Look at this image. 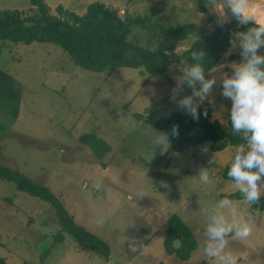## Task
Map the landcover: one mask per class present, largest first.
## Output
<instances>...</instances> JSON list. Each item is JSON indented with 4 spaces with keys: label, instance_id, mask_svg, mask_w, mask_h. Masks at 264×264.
<instances>
[{
    "label": "rangeland",
    "instance_id": "374dc122",
    "mask_svg": "<svg viewBox=\"0 0 264 264\" xmlns=\"http://www.w3.org/2000/svg\"><path fill=\"white\" fill-rule=\"evenodd\" d=\"M43 1L55 14L62 5L83 15L90 3L99 1L121 16L153 14L160 23H195L205 33L213 32L209 25L214 15L201 12L197 0ZM2 9H19L23 17L36 11L30 0H0ZM225 27L243 31L234 21ZM129 38L150 48L163 39L138 25ZM194 40L188 36L162 42L177 56ZM237 57L228 61L238 63ZM221 64L226 67L221 59L205 77L217 80L211 93L212 121L225 130L231 101L220 95L221 73L226 72ZM0 67L15 77L21 90L18 117L1 132L0 165L48 186L77 224L110 246L106 258L65 233L62 242L52 243L46 251L60 229L55 208L22 191L14 181L0 178V256L8 264H206L196 249L186 261L166 252L167 219L177 214L197 239L195 229L204 223L200 209L222 194L236 192L231 181L219 174L231 162L235 146L214 151L207 140L175 151L169 139L168 147L154 151L152 131H162L135 116L163 118L182 111L169 99L176 83L173 76L181 74L177 57L159 75L133 67L95 72L77 65L53 42L0 40ZM190 91L184 87L180 95ZM6 121L7 115L0 112V125ZM205 147L207 151H202ZM207 167L212 168L210 180L201 185L196 175ZM234 201L251 218L254 229L246 240L229 239L228 247L247 255L245 264H264V211L252 212L242 199ZM129 240L142 243L140 255L129 252Z\"/></svg>",
    "mask_w": 264,
    "mask_h": 264
},
{
    "label": "trees",
    "instance_id": "16d2710c",
    "mask_svg": "<svg viewBox=\"0 0 264 264\" xmlns=\"http://www.w3.org/2000/svg\"><path fill=\"white\" fill-rule=\"evenodd\" d=\"M30 1L36 7L32 15L23 17V12L19 9L0 10V40L14 43L53 42L69 52L77 65L95 72L133 67L142 68L151 75H159L168 70L174 56L180 61L186 59L191 48L203 51L202 63L207 72L222 59L227 49L229 27L216 28L207 34L195 23L164 24L156 21L153 14L121 16L99 1L90 3L83 15L66 10L62 5H58V13L55 14L43 0ZM197 4L201 12H208L204 0H197ZM135 25L155 32L163 39L183 40L193 36L195 40L189 48L176 56V53L165 48L163 39L152 48L130 39ZM229 58L233 60L236 55ZM225 70L230 72L227 66ZM20 103L21 90L15 77L0 67V112L8 117V121L0 125V137L1 132L18 117ZM205 109L207 115H201L195 121L182 111H174L163 118H153L143 113H136L135 116L139 121H144L162 132H169L171 150L175 151L195 148L207 140L211 141L210 148L214 151L226 146H236L241 142L232 134L230 121L225 130H222L212 121V106L205 103L200 111ZM173 125L179 128V134L175 137L170 134ZM229 164L219 170L220 176L226 179H229L226 176ZM0 178L14 181L22 191L45 200L55 208L60 229L52 235L53 243L62 242L67 233L81 247L106 258L109 256L108 242L77 224L73 215L48 186L9 166L0 165ZM223 195H228L233 200L242 199L238 191L222 194L221 197ZM250 207L252 212L264 211V197H261L258 204ZM196 241L192 228L180 216L173 214L168 217L167 235L164 238V247L168 254L186 261L196 249ZM0 264H8L2 256Z\"/></svg>",
    "mask_w": 264,
    "mask_h": 264
},
{
    "label": "clouds",
    "instance_id": "9594fccd",
    "mask_svg": "<svg viewBox=\"0 0 264 264\" xmlns=\"http://www.w3.org/2000/svg\"><path fill=\"white\" fill-rule=\"evenodd\" d=\"M205 8L214 15L209 31L223 29L233 21L237 27L245 28L229 32L222 59L230 72L221 73L220 95L231 101L228 109L231 132L241 141L231 154L226 176L244 202L256 205L264 197V18L261 16L264 5L258 6L255 0H205ZM234 53L240 58L238 63L228 61ZM203 56V51L189 50L187 58L181 61V74L173 76L176 83L169 97L194 121L207 115L206 109L200 111L202 105L215 104L211 93L217 80L215 77L206 79ZM184 87L191 90L190 94L180 95ZM152 133L154 151L158 147L162 150L165 145L168 147L169 132ZM170 134L172 137L179 134L177 125L172 126ZM209 163H216V160ZM211 170L208 167L199 169L196 177L201 185L209 183ZM200 211L204 223L195 229L196 251L206 264H245L248 256L234 253L228 244L229 239L246 240L251 236L254 229L251 218L228 195ZM128 250L140 255L144 247L136 240H129Z\"/></svg>",
    "mask_w": 264,
    "mask_h": 264
},
{
    "label": "crops",
    "instance_id": "0c3cea01",
    "mask_svg": "<svg viewBox=\"0 0 264 264\" xmlns=\"http://www.w3.org/2000/svg\"><path fill=\"white\" fill-rule=\"evenodd\" d=\"M255 3H257V5L259 6V5H264V0H255ZM261 16H262V18H264V11H262L261 12ZM237 27V26H236ZM239 29H241V30H245V28L244 27H239ZM238 55H236V57H237ZM238 58V57H237Z\"/></svg>",
    "mask_w": 264,
    "mask_h": 264
},
{
    "label": "water",
    "instance_id": "95a60500",
    "mask_svg": "<svg viewBox=\"0 0 264 264\" xmlns=\"http://www.w3.org/2000/svg\"><path fill=\"white\" fill-rule=\"evenodd\" d=\"M51 239H52L51 242L49 243V241H48V244H46V251L48 250V248L50 247V245L53 243V237Z\"/></svg>",
    "mask_w": 264,
    "mask_h": 264
}]
</instances>
